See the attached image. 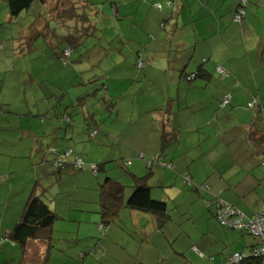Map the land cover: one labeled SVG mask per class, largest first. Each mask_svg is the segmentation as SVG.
Wrapping results in <instances>:
<instances>
[{"label": "crops", "instance_id": "1", "mask_svg": "<svg viewBox=\"0 0 264 264\" xmlns=\"http://www.w3.org/2000/svg\"><path fill=\"white\" fill-rule=\"evenodd\" d=\"M74 1L133 42L135 34L133 59L145 66L140 73L120 56L127 64L107 73L102 97L58 84L56 102L33 95L17 110L0 96V264H20L21 248L6 238L34 195L57 215L48 264H227L249 254L258 240L222 227L217 200L248 216L264 211V0H248L241 23L242 0ZM200 68L203 77L186 79ZM165 122L177 137L162 149ZM92 165H102L97 175ZM107 178L124 185V208L102 235ZM139 182L166 207L161 227L156 214L128 206ZM44 250L30 241L31 256Z\"/></svg>", "mask_w": 264, "mask_h": 264}, {"label": "rangeland", "instance_id": "2", "mask_svg": "<svg viewBox=\"0 0 264 264\" xmlns=\"http://www.w3.org/2000/svg\"><path fill=\"white\" fill-rule=\"evenodd\" d=\"M92 12H87L90 22L78 26L75 14L62 21L57 12H49L45 4L38 0L19 17H11L7 0H0L1 99L13 101L17 110L22 109L25 100L32 99L33 95L42 98V95L48 94L49 100L54 103L56 100L51 94L56 92L58 84H64L66 90L70 89L76 95L85 96L83 93L99 91L101 97L104 96L106 91L101 89V85L107 73L118 65L125 67L127 60L123 58L134 60L136 35H133L135 42L131 41V34L127 35L128 38L121 35L115 26L108 27L109 20H98ZM45 25H49L51 30L48 35L33 36L34 30ZM68 34L80 36V41L70 56L75 62L66 67L54 53H59L57 48L63 50L69 46L62 40ZM134 65V70L141 73L136 57ZM132 71L129 72L135 75ZM72 77L74 80L68 81ZM98 77L102 78L99 80ZM129 84L134 90L140 85ZM99 102L90 97L87 104L93 108L100 106ZM246 237L251 239L248 235Z\"/></svg>", "mask_w": 264, "mask_h": 264}, {"label": "trees", "instance_id": "3", "mask_svg": "<svg viewBox=\"0 0 264 264\" xmlns=\"http://www.w3.org/2000/svg\"><path fill=\"white\" fill-rule=\"evenodd\" d=\"M35 1L36 0H7L8 9H9V13L11 17H19L23 12L27 11ZM38 1H40L42 4H47V3L50 4L51 2L55 1V5L52 3L51 6H53L54 11L56 12L64 8L63 11L58 12V15L62 21H64L67 16L72 17L73 14H75V18H76L75 20H77L78 23L76 24L78 26L79 24L84 25L90 22V18L87 14L88 11L85 10V5L81 6V9H76L77 6L74 0H38ZM81 1L82 0H80V2ZM58 2H61V4L56 5V3ZM61 16L63 18H61ZM79 41H80V36L77 37L75 35L68 34L65 37V42L69 45V48L59 51L58 54L56 52L54 53L58 59L63 61L62 63L64 66L68 67L69 64H72V62L69 59L72 53L69 56H65V52L69 50L73 52L75 46L79 43ZM138 62L144 63V61L137 54V67L140 70H143L144 67L140 68L138 66ZM203 73H204L203 68H200L197 71V73H194L190 75L189 77L187 76L186 79L188 81H192L195 78L203 77L204 75ZM109 106L114 107V104L109 105ZM164 124H165L164 142L162 144V149H165L167 147V143L170 140L169 138L172 139V138L177 137V132L166 129L167 123L165 122ZM128 161H131V160H127L123 162L124 167H128L126 165V162ZM96 166H97V174H98L99 171L101 170L100 167L102 165H96ZM55 168L61 169L62 166L55 167ZM139 181L141 182L142 179ZM145 186L146 185L144 183L142 184L140 183L136 185L135 191L128 202V206H130L132 209H136V210L144 211V212H152L156 214L158 216V223L161 227L168 220V216L166 215V212H165L166 207L161 202H154L153 200H150L148 197L149 189ZM206 186L207 185H205V187ZM200 187L203 189L204 185H201ZM205 187L204 189H208L210 193V187L209 186H207L206 188ZM124 191H125L124 185H122L118 181H115L109 178H107L105 182L102 184L101 198H100V205H101L100 215H101V221H102L101 225L102 226L107 227L115 223L116 219L119 217L120 211L124 208ZM220 201L221 200L218 198L217 205H219V210L224 205L232 206L230 204H226ZM246 216L250 218L254 215H251V216L246 215ZM56 219H57V215L49 208V206L46 204V202L43 199H41L40 196L34 195L30 197V199L27 201L25 205V209H24V212H23V215L20 221L14 226V228L10 231V233L8 234L6 238L7 240L8 239L11 240V242L15 244H18L19 247L21 248L22 259L20 260V264H48L49 263L51 252L54 247L53 245L54 237H53L52 225L56 221ZM224 228L234 230V231H237L245 235H249L257 239L259 243L261 242L259 238H256L251 234L250 230L232 229L229 227H224ZM30 241H41L45 246V250L43 254L41 255L34 254L33 256H31L29 252ZM252 250L250 251L249 254H243L246 257L237 264H264V258H262L261 256L250 255ZM239 254L242 255V253H239ZM231 259L229 260V262H227V264H230Z\"/></svg>", "mask_w": 264, "mask_h": 264}, {"label": "built area", "instance_id": "4", "mask_svg": "<svg viewBox=\"0 0 264 264\" xmlns=\"http://www.w3.org/2000/svg\"><path fill=\"white\" fill-rule=\"evenodd\" d=\"M247 3H248V0H242V7H241V9L238 10V12L234 18V21L236 23H241L243 21V19L245 17L244 8L246 7ZM168 5H170V4H168ZM156 7L158 9H161L160 5H156ZM71 53H72V51H70V50L66 51L65 56H69ZM138 66L140 68H142V67H144V63L138 62ZM218 73L219 74H225V72L220 68H218ZM229 102H230V96H227L223 102V105H226ZM251 106H253V104ZM94 134H96V133L94 132L93 135ZM54 152H56V150H54ZM142 157H143V155L141 154L139 156V158H142ZM63 164H64L63 158H59L54 163L55 167H60ZM131 164H132L131 161L126 162L127 166H130ZM148 164L150 166L151 163L149 162ZM81 166H82V163L80 161L77 162V167L81 168ZM90 169H91L93 174L97 175V166L96 165L90 166ZM185 179L189 185H192V181H191L189 176H186ZM217 219H218L220 225L223 227H229L232 229L250 230L251 234L254 237L259 238L261 240V242L252 250L250 255L261 256L262 258H264V211H262L260 213H256V214H254V216L248 218L243 212H241L236 207L224 205L218 211ZM101 231H102V235H103L104 226H102ZM245 257L246 256L243 254L241 255L239 253H236V254H234L233 258L231 259L230 264H237L241 260H243Z\"/></svg>", "mask_w": 264, "mask_h": 264}]
</instances>
